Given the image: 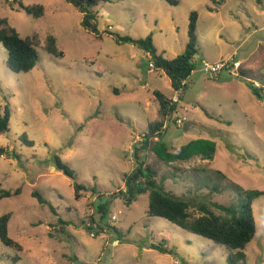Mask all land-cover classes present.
Segmentation results:
<instances>
[{"label":"rangeland","instance_id":"obj_1","mask_svg":"<svg viewBox=\"0 0 264 264\" xmlns=\"http://www.w3.org/2000/svg\"><path fill=\"white\" fill-rule=\"evenodd\" d=\"M21 1L43 5L45 13L35 18L13 0H0V18L22 37H36L40 52L31 72L15 73L0 43V112L7 104L12 109L0 145L20 156H0V189L21 190L0 201V216L12 215L9 235L23 247L0 243V264H228L226 248L149 216V194L128 206L119 192L137 165L136 147L140 160L158 171L159 185L189 201L195 216L203 204L239 205L236 184L264 191V99L250 86L264 87V0H111L94 6L101 32L152 35L169 59L185 51L190 13L198 12L200 51L178 108L191 124L184 130L166 121L162 140L170 154L192 141L215 143L213 158L197 152L189 161L161 160L153 151L159 138L142 148L149 124L161 119L154 91L174 95L170 79L153 68L147 53L109 34L89 33L80 10L66 0ZM49 36L63 57L46 52ZM230 58L241 62L245 76L202 71L204 60ZM23 135L34 146L24 144ZM57 155L75 180L55 168ZM75 181L86 188L79 199ZM253 210L258 232L247 246V264H264V196ZM163 240L171 253L150 248Z\"/></svg>","mask_w":264,"mask_h":264},{"label":"trees","instance_id":"obj_2","mask_svg":"<svg viewBox=\"0 0 264 264\" xmlns=\"http://www.w3.org/2000/svg\"><path fill=\"white\" fill-rule=\"evenodd\" d=\"M9 1V0H8ZM76 6L82 13V26L87 31L97 38H102L104 34H109L115 38L118 43H131L139 49L143 50L150 57V62L154 69L162 70L170 79L173 90H178L184 80L192 75L196 70L194 62L195 56L200 51L198 38V19L197 11L190 13V23L188 31V42L185 51L177 55L173 59L165 57V53H160L154 44L153 36L149 35L146 38L135 39L131 36H120L109 31L101 32L98 28L97 18L98 13L94 10V6L98 1L110 2L111 0H66ZM172 5H178L177 0H167ZM260 3L261 0H258ZM19 8L17 10L25 11L28 15L35 18L42 17L45 13L43 5L25 6L22 1L13 0ZM14 7V6H12ZM0 43L7 51V67L15 73L31 72L40 61L39 41L36 37H22L20 33L10 25L7 18H0ZM47 53L55 57H63L64 52L57 47L55 37L49 36L45 46ZM240 76H245L240 69ZM254 95L258 99H264V87H256L255 83H250ZM155 98L159 103L158 122L149 124V132L145 135L141 145L143 149H148L155 138H159V144L153 151L161 160L176 159L189 161L193 156L200 152L203 156L213 158L216 152L214 142L198 140L192 141L185 145L178 153L170 154L167 145L163 142L166 131V121H173V115L179 108L178 104H172V99L159 90L154 91ZM12 117V109L7 104L0 112V135H5L10 131ZM21 140L28 146H34V142L28 140L27 135H23ZM162 141V142H161ZM140 148L136 147L135 158L137 165L134 170L125 175V189L119 193L128 206L136 202L141 195L149 194V206L147 213L151 217L165 219L173 225L187 231L188 233L203 237L204 239L214 243L215 245L226 248L228 252V264H247V246L256 237L258 228L253 210V203L264 196V191L260 190H245L240 185L236 184V188L241 196L239 205L224 206L222 204L212 202V204H203L199 206V216H195L191 212V204L189 201L168 193L158 183V171L154 166L146 163L145 160H140L138 155ZM8 154L13 158H20L16 152H9L7 147L0 145V156ZM55 168L63 172L67 177L75 180V172L72 170L58 155L55 157ZM218 174L226 178V175L221 171ZM164 180V179H163ZM76 198L81 197V191L86 188L75 181L74 183ZM21 193L20 189L16 191L0 189V201L4 198H11ZM33 196L42 204L45 203L44 196L34 191ZM221 211V214H216L214 210ZM99 212L103 214L106 206L100 205ZM103 216V215H102ZM104 217V216H103ZM101 217V219H103ZM12 218L10 213L0 216V243L9 248H15L18 251H23L20 243L15 241L9 235V223ZM95 223V221H94ZM100 226V225H99ZM101 228V227H100ZM89 227L88 230H93ZM102 229V228H101ZM104 230V229H103ZM165 240L160 244H151L150 248L158 250L162 254L171 253L172 250L164 246Z\"/></svg>","mask_w":264,"mask_h":264},{"label":"built area","instance_id":"obj_3","mask_svg":"<svg viewBox=\"0 0 264 264\" xmlns=\"http://www.w3.org/2000/svg\"><path fill=\"white\" fill-rule=\"evenodd\" d=\"M110 29V28H109ZM203 68L202 71L207 75L211 77H217L220 75V73L224 70L229 71L231 74L240 77V66L241 62L236 61L234 58H230L227 61L219 60L215 62H211L208 60H204L203 62ZM256 87H260L261 85L258 83H255ZM187 88V80H184L182 82L181 87L178 90L174 91V95L172 96V104H178L182 105V98ZM177 127L182 128L186 125L188 122V118L184 113H180L179 110L175 112L173 115V121H172ZM113 219H117L116 216L113 217Z\"/></svg>","mask_w":264,"mask_h":264},{"label":"water","instance_id":"obj_4","mask_svg":"<svg viewBox=\"0 0 264 264\" xmlns=\"http://www.w3.org/2000/svg\"><path fill=\"white\" fill-rule=\"evenodd\" d=\"M191 122H187L186 125L184 126V130H188Z\"/></svg>","mask_w":264,"mask_h":264},{"label":"crops","instance_id":"obj_5","mask_svg":"<svg viewBox=\"0 0 264 264\" xmlns=\"http://www.w3.org/2000/svg\"><path fill=\"white\" fill-rule=\"evenodd\" d=\"M165 53V52H164Z\"/></svg>","mask_w":264,"mask_h":264}]
</instances>
